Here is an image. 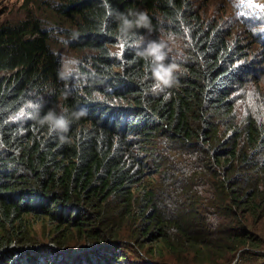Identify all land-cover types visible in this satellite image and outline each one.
<instances>
[{"label":"trees","instance_id":"1","mask_svg":"<svg viewBox=\"0 0 264 264\" xmlns=\"http://www.w3.org/2000/svg\"><path fill=\"white\" fill-rule=\"evenodd\" d=\"M215 3L24 0L0 22V264H264V0Z\"/></svg>","mask_w":264,"mask_h":264},{"label":"rangeland","instance_id":"2","mask_svg":"<svg viewBox=\"0 0 264 264\" xmlns=\"http://www.w3.org/2000/svg\"><path fill=\"white\" fill-rule=\"evenodd\" d=\"M236 1V0H235ZM242 1V0H240ZM204 0H201V4ZM232 0H216L215 6L216 10L225 9L226 7H231ZM31 8V7H30ZM36 7H34L35 9ZM27 9L24 6V0H0V22H16L18 20L23 19L26 15ZM264 41V37L261 39ZM169 53L171 58L175 61V63H180L184 59V51L185 49L182 47V44L179 40H172L169 42ZM258 48V44L255 46ZM63 57V56H62ZM64 59V69L65 75L71 78L74 81V85L78 86V81H81V78L77 75V69L75 68L76 59L73 57H63ZM260 73L256 76L258 80H260V84L258 85L261 91L264 93V57L260 60ZM264 98V94H263ZM264 99L257 100V105L263 103ZM244 106H247V99L244 100ZM39 233H42V228L38 227Z\"/></svg>","mask_w":264,"mask_h":264},{"label":"clouds","instance_id":"3","mask_svg":"<svg viewBox=\"0 0 264 264\" xmlns=\"http://www.w3.org/2000/svg\"><path fill=\"white\" fill-rule=\"evenodd\" d=\"M240 2H241L240 0H236L235 4H238ZM242 2H248L252 4L255 2V0H242ZM147 21H148L147 15L144 13H141L139 15V20L137 21V23L138 24L147 23ZM125 23H129V22L125 21ZM147 51H148V54L151 55L159 64V67L155 71V75L157 76V78L162 80V82L166 85L170 84V80L164 79V76H169L171 72L173 71L174 66L164 65L163 63H160L165 58V54L163 52V45L153 43ZM161 73H163L164 75H161ZM45 119L51 124L53 128L61 130V131L67 130L68 122L64 117L56 116L50 113Z\"/></svg>","mask_w":264,"mask_h":264}]
</instances>
